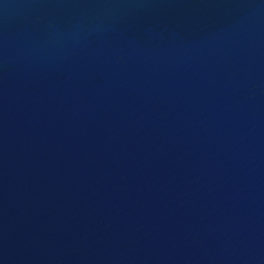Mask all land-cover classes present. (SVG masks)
Here are the masks:
<instances>
[{"label":"water","instance_id":"water-1","mask_svg":"<svg viewBox=\"0 0 264 264\" xmlns=\"http://www.w3.org/2000/svg\"><path fill=\"white\" fill-rule=\"evenodd\" d=\"M0 264H264V0H0Z\"/></svg>","mask_w":264,"mask_h":264}]
</instances>
